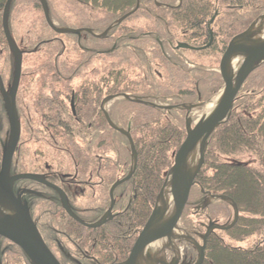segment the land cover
<instances>
[{
  "label": "trees",
  "instance_id": "obj_1",
  "mask_svg": "<svg viewBox=\"0 0 264 264\" xmlns=\"http://www.w3.org/2000/svg\"><path fill=\"white\" fill-rule=\"evenodd\" d=\"M46 1L51 20L56 19L63 29L83 32L77 35L52 29L46 20L41 1L31 0L33 6H39L38 16L44 29L51 31L53 36L48 39H41V36L34 40L28 39L30 44L26 43L25 37L17 39L12 31L13 14L18 13L21 17L22 14L29 13V4L26 0H13L8 25L12 39L23 53L19 93L23 92L26 79L43 72V78L39 80L40 91L68 92V97L75 93L77 110L79 99L84 106L83 119L79 125L89 130L90 124L94 126L102 119L107 132L120 135V143L123 145H128L129 140L106 123L101 105L105 99L121 95L137 99L120 101V107L142 108L136 110V114L140 112L144 120H132L136 124L135 128L132 122H120L119 114L118 117L114 115L117 111L114 114L110 111L109 115L115 126L130 132L137 150L136 171L131 180L124 184L128 201L136 189L137 195L120 210V226L138 230L149 218L174 164L175 154L186 139V122L189 118L186 109L167 111L149 105L147 103L151 102L150 99L142 94L164 95L170 101L169 104L178 101L177 104L168 106L181 105L180 101L185 97L197 99L194 101L196 104L188 102L193 106L204 103V100L219 93L224 86L222 76L218 72L207 70L206 66L214 68L220 65L233 36L246 30L264 13V0H183L182 5L178 4V0H158L159 3L156 0H140L139 9L119 24L116 22L133 11L138 0ZM7 2L8 0H0V42L3 41L8 47L3 27ZM59 2L65 3L69 9L61 13V9H58L61 8ZM35 26L37 24L34 20L30 30L34 31ZM110 27L112 28L109 30ZM86 29L102 36L96 37L90 32H84ZM107 30L109 31L104 35ZM212 32L214 41L211 45ZM181 42L205 49L177 50L176 46ZM7 47L9 65L14 68L15 73L16 56ZM28 53H42V64L45 66L39 68L31 65L26 68L24 59ZM55 55L57 57L51 59ZM66 55L68 58H65ZM184 58L194 61L187 63ZM83 72L91 75H82ZM61 73L65 76L61 77ZM88 77L93 80L87 82L85 79ZM74 78L82 80L78 88L72 85ZM59 82L65 84L62 92L54 87ZM87 93H93V99H87ZM39 97L40 93H37L35 98ZM35 106L37 108L39 105ZM120 112V115L124 114L122 110ZM123 118H127L126 114ZM103 128L99 124L83 135L77 131L78 137L82 139L85 136L82 141L86 140L91 145L96 134L101 138ZM32 133L37 134L35 129ZM86 135H90V139ZM107 144H111L108 143V138ZM98 146H102L101 143ZM60 147L68 148L67 145ZM243 152L255 155L260 168H253L237 159L236 156ZM130 158L127 174L132 168V156ZM233 159L238 161L232 162ZM127 174L122 173V176ZM195 189L198 191L195 201L197 211L201 210L203 204H207L211 194L225 196L238 206L240 216L237 223L228 230L218 232L227 233L231 241H237L238 244L255 235L259 238L258 243L244 248L228 245L224 237L217 236L216 232L208 239L204 264H264V64L255 69L244 83L230 119L211 135L205 162L196 178L191 196L196 192ZM218 201L226 202L225 199ZM192 221L194 220L189 222ZM189 222L187 221L186 226L191 227ZM131 233L129 230V234ZM10 250L21 255L25 264H30L21 248L2 237L0 264H3L4 251Z\"/></svg>",
  "mask_w": 264,
  "mask_h": 264
},
{
  "label": "flooded vegetation",
  "instance_id": "obj_2",
  "mask_svg": "<svg viewBox=\"0 0 264 264\" xmlns=\"http://www.w3.org/2000/svg\"><path fill=\"white\" fill-rule=\"evenodd\" d=\"M262 28L264 30V23ZM5 44L0 42V170L4 145L11 133L8 107L13 103L11 89L14 79V68L6 61L9 52ZM7 48L10 50L9 45ZM20 87L21 81L15 106L21 118L22 134L23 126L31 125L28 129L31 133L35 129V138L43 148L33 158L27 157L20 153L24 151L26 141L20 140L12 161L11 176L32 174L36 179L16 180L13 184L15 195L28 204L40 234L61 264H126L144 226L138 230L120 226V200L126 198V186L119 185L112 190L121 179L119 155H115L117 159L106 154L88 156V172L85 173L83 164L78 162L74 153L69 148L60 147L71 145L80 138L74 128L81 127L82 101L79 99L77 110L75 93L69 97L67 93H40L37 99V93H31L30 97H27L29 93H19ZM32 112L37 121L33 119ZM64 114L68 116L64 118ZM99 124L104 127L100 141L103 146L107 144L108 134L103 120L94 126L90 124L89 130ZM91 160L94 161L91 163ZM136 195L137 189L128 198V204ZM173 257L174 254L168 250L155 255L146 252L140 264H182L180 259L175 258L174 261ZM191 261L195 264L197 258Z\"/></svg>",
  "mask_w": 264,
  "mask_h": 264
},
{
  "label": "water",
  "instance_id": "obj_3",
  "mask_svg": "<svg viewBox=\"0 0 264 264\" xmlns=\"http://www.w3.org/2000/svg\"><path fill=\"white\" fill-rule=\"evenodd\" d=\"M11 2L12 0H8L5 8L4 29L10 46L16 56V73L11 92L13 96V103L12 106L8 107L11 123V140L9 145L4 149L0 171V207L6 208L7 206H5L4 202L10 201L13 203V208H6L7 211H11V213H4L2 216H0V236L12 241L13 243L21 247L33 264H60L58 259L54 256V254L44 242L36 224L31 217L30 211L21 202V200L15 196L13 190V183L16 180L23 178H36L31 174L10 176L11 163L21 137V128L15 106V97L21 80L23 62L22 53L17 49L15 42L11 39L8 29V12ZM41 2L44 7L46 19L50 26L54 28V30H56L57 32H67L74 34H78L81 32L79 30L56 28L50 20L49 9L46 0H41ZM139 7L140 3L138 0V4L135 10L121 18L118 23L124 21L130 15L135 13L139 9ZM214 19L215 17L212 19V21H214ZM106 33L104 35H106ZM177 48L192 49V47L186 44H179ZM235 55L244 56V60L240 65L238 71L235 74H232L230 72V63ZM263 63L264 39L254 38L253 27L242 35L236 37L229 44L220 64L219 71L224 80L225 87L221 93L218 106L211 115L206 118L202 117L199 121H197L194 124V127H192V122L190 120L187 121L186 140L175 156L174 166L171 169L166 184L159 195L158 205L156 206L148 223L142 231L132 252L131 258L127 261L126 264H137L140 255L143 253L145 247H147L149 244L163 238L171 239V237L173 236V232L178 226L184 209L188 203L191 189L195 184L196 177L198 176L205 162V154L211 135L218 127H220L230 119L236 98L242 86L249 78V76L255 71V69H257ZM125 98L128 100H133L129 96H125ZM105 114L108 118L109 124L113 128L128 135L136 162L137 152L132 137L124 130L115 127L106 111ZM197 146H199L198 163L197 165H195V167L189 168V156ZM168 184L170 186V191L175 208L173 214L169 217H167L166 215L167 209L162 207V205L159 206V201L163 198ZM213 197L220 198V196ZM221 198L225 199V196H222ZM234 208L236 214L232 226H234L239 219L238 206L234 204ZM226 228L214 225L213 223L208 227V231L204 237V245L199 246L200 255L199 260L196 264H203L205 260V249L209 235L215 229Z\"/></svg>",
  "mask_w": 264,
  "mask_h": 264
},
{
  "label": "rangeland",
  "instance_id": "obj_4",
  "mask_svg": "<svg viewBox=\"0 0 264 264\" xmlns=\"http://www.w3.org/2000/svg\"><path fill=\"white\" fill-rule=\"evenodd\" d=\"M13 1V0H12ZM28 1V11L29 13H24L22 14V16L20 17V15L17 13H14V17L13 19V27H12V31L15 35V37L17 39H20L21 37H25L27 42L28 39L29 40H34L36 37L41 36V39H48L51 38L53 36L51 31H47V29H44L43 23L41 22V18L40 16H38V7L37 6H33L34 3L30 2L31 0H26ZM158 2V0H156ZM183 0H178V4L182 5ZM61 5V8L58 7V9H61V13L63 11H66L67 9V5L65 3H61L59 2ZM159 3V2H158ZM33 6V7H32ZM6 8V7H5ZM228 9V7H227ZM31 10V13H30ZM5 13V11H4ZM60 13V14H61ZM217 15V12H216ZM63 16V15H62ZM35 20L37 26L34 27V31L33 29L30 30V26L31 24H33V21ZM54 23L56 24V26L61 27L62 28V24L60 22H58L56 19H54ZM3 25H4V19H3ZM42 26V27H41ZM261 25L255 28L254 31V36L257 39H264V30H261ZM68 39V38H67ZM183 43V42H181ZM30 44V43H29ZM210 44L212 45V42L210 40ZM209 44V45H210ZM44 48V47H43ZM57 46H54V50L56 51ZM68 50H70V48H68ZM67 50V53L69 52ZM48 52V51H46ZM49 53V52H48ZM53 53V51L51 52ZM42 54V53H40ZM40 54H30L28 53L26 58L24 59L25 62V67L29 68L31 65H36L39 68H42L43 64H42V60H44V58L40 55ZM190 55V54H187ZM192 56V55H191ZM45 57L48 58V56L46 55ZM57 57V55H55L53 58L51 59H55ZM65 58H68L67 55L65 56ZM46 59V58H45ZM6 61L8 62L9 60L6 59ZM184 61L187 63H193L194 60H189L188 58H184ZM15 62H16V58H15ZM198 62V61H197ZM44 63V62H43ZM45 66V65H44ZM43 66V67H44ZM219 67V66H218ZM218 67H211V66H206V69L209 71H215L219 73V68ZM91 75L90 73L88 74V72H83L82 75ZM44 73L41 72L40 74L36 75L33 74L29 79L25 80V83L22 87L23 92L22 93H29L27 95V97H30L31 93H49V91L44 90V91H40L38 87L41 86L39 80L43 78ZM61 77H64L65 75L63 73H61ZM162 76V75H161ZM163 78V77H162ZM87 80H93L91 77H88L85 79ZM87 81V82H89ZM82 83V80L78 79V78H74V81L72 83L73 87L78 88ZM64 83L59 82L57 85H54L55 88H58L61 92L64 89ZM51 93V92H50ZM68 93V92H67ZM91 93H87L86 97L87 99H93V93L90 95ZM138 94H142V93H138ZM204 94V93H203ZM220 94V93H219ZM218 93L213 94V96L211 97V99H206L204 100V102L206 103L205 105H201L197 104L198 107H193L192 109H190V106L188 102H192V103H197L194 101H197V99L192 100L189 97H185L183 98L180 103L181 105L178 106H168V105H173V104H177L178 101H176L173 104H169L170 101H168V98H166L164 95H156L155 93H149V94H142L147 96V98L150 99L151 102L147 103L149 105L152 106H157L160 108H163L167 111H177L180 109H186L188 111V116L192 121H196L199 119L200 114L205 112V108L206 106L213 102L214 100H216L219 96ZM36 95V94H35ZM205 95V94H204ZM157 96H159V98H157ZM197 96H195L196 98ZM205 97V96H204ZM124 98L123 97H118V98H113V99H108L107 103L108 105L106 106L108 112L111 111V113H116V111L118 113L114 114L115 117H118L119 114V121L124 123V124H128L129 122H132V120H136V121H143L144 117H142L143 115L139 112L138 114H136V110H142V108L140 107H136V106H122L120 107V101H123ZM123 105V104H121ZM67 106L70 107V103H67ZM189 107V109H188ZM120 110H122V112H124V114H126L127 118H123L124 114L120 115ZM120 112V113H119ZM32 116L33 119L37 121V117L36 115L32 112ZM68 115L64 114V118H66ZM174 116V114H173ZM138 119V120H137ZM33 120V121H34ZM27 119H26V123H27ZM21 122V118L19 123ZM21 124V123H20ZM133 127H136V124L134 122H132ZM37 125V123L35 124V126ZM31 125H27V126H23L25 132L22 134V141L24 140V142L26 141L25 144V148L24 151H22L23 153L26 154L27 157H31L33 158L35 156V154L40 153V150L43 148L41 147V145H39V143L37 142V139L35 137H37V134H33L30 132V130L28 129V127H30ZM74 130H77L81 135L83 134H87L88 133V129L85 127H79V126H75ZM109 130V129H108ZM77 132V134H78ZM95 137L97 138V141L95 140ZM94 137L92 144L89 145L88 142L86 140H84V142L82 141L83 138H85V136H83V138H79L76 140L75 143L71 144V145H67V147L74 153L75 157L77 158L78 162L83 164V170L84 172H88L87 171V164H88V156L90 155H95V154H106L107 156H111L113 157V159H117V157L115 156L116 154L119 155L120 157V170L122 169V172L120 173V177L122 176V173L127 174V172L129 171V169L127 167H129L130 162H131V156L133 155L132 149L128 145H123V143H120V135L115 134L114 132L109 131L107 134V138H108V143L111 142L110 146L107 145H103V146H98V143H100L101 139L100 135L98 136V134H96V136ZM102 137V134H101ZM86 138L90 139V135H86ZM110 138V140H109ZM127 140V139H126ZM128 141V140H127ZM9 145V143H7V146ZM81 156V157H79ZM237 159H240L241 162H244L245 164H249L251 165L253 168H260V162L257 160V157L255 155H253L252 153L249 152H243L242 154H239L236 156ZM60 159H62V155H60ZM94 160H91V163ZM238 160H232V162H237ZM90 163V165H91ZM198 163V160L196 162V165ZM92 167V166H91ZM20 168V167H19ZM29 169H33V167H29ZM128 169V170H127ZM194 194L190 197V201H189V205L186 207V210L184 212L182 221H181V227L186 229L188 232H190L192 235H195L196 233H198L197 235L199 237L205 236L206 233V229H205V225H208L211 221H219V223L221 224H225V223H229L232 224L234 222L235 219V208H234V203L230 200H226V202H221L218 201L219 199H209V202H207L208 204H203L201 206V210L197 211V206L196 204V195L198 194L197 189H195ZM221 199V196H220ZM222 200V199H221ZM128 203L127 198L123 199L122 201L120 200V210L125 207ZM206 205V207H205ZM196 206V209H195ZM200 206V205H199ZM9 211H6V213H8ZM10 213V212H9ZM201 213V214H200ZM199 214V215H196ZM190 220H194L192 222H189ZM187 221L192 225L191 227L186 226ZM195 224V225H194ZM203 227V229H201ZM199 229V230H197ZM179 235L181 239H177V240H184L186 241V244L183 242L179 243L177 246V240L175 239V243L173 242V238H175V236ZM217 236H221L224 237V239L226 240L225 242L228 243V245H233V246H241L244 248H247L248 246H252L255 245L256 243H258L259 238L258 235L249 237L248 239H246L245 241L241 242L238 244L237 241H234L230 239V237L227 235V233L225 232H218L217 231ZM171 240H162L160 242V246L158 248L154 249H150L149 251H151V255H155V254H160V252L163 251H170L174 254V261L175 258L180 259L182 264H192L193 259H196L199 256V251L195 250V248H193L195 246V244L193 243L194 240H191L188 238V236L182 232V233H178L175 232V235ZM192 241V243H190V241ZM188 243V245H187ZM171 244L176 245L175 247H170ZM6 244H4L5 246ZM193 247H192V246ZM10 247V246H8ZM178 247L179 249V253L177 254L176 252H174V248ZM3 248V247H2ZM148 251V249L146 250ZM16 253V252H15ZM14 250H10V251H4V254L2 256L3 258V264H25L26 262H23L22 260V256L19 254H15Z\"/></svg>",
  "mask_w": 264,
  "mask_h": 264
},
{
  "label": "bare ground",
  "instance_id": "obj_5",
  "mask_svg": "<svg viewBox=\"0 0 264 264\" xmlns=\"http://www.w3.org/2000/svg\"><path fill=\"white\" fill-rule=\"evenodd\" d=\"M243 60H244V56H242V55H235L232 58L231 63H230V72L232 74H235L238 71V69H239L240 65L242 64ZM220 96L215 101L209 103L206 106L205 112L200 114L201 118L202 117L206 118V117H208L209 115H211L213 113V111L218 106V103H219V100H220ZM198 158H199V146H197L192 151V153L190 154L189 159H188V167L189 168L195 167ZM4 204H5V206H7L6 207L7 209H12L13 208V203L10 202V201H5ZM160 205H162V207L167 209V211H166L167 217H169V216H171L173 214L175 208H174V201H173V198H172V194H171V191H170L169 184L166 187V190H165V193L163 195V198L159 201V206ZM6 208H1L0 207V216H2L4 213H6V211H7ZM160 245H161L160 242H155L154 244H152L150 246V249L151 250L152 249L155 250ZM144 254H145V252L142 254L143 259H145V255Z\"/></svg>",
  "mask_w": 264,
  "mask_h": 264
}]
</instances>
